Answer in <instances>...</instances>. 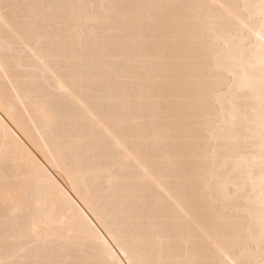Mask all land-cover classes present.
<instances>
[{"label":"bare ground","instance_id":"1","mask_svg":"<svg viewBox=\"0 0 264 264\" xmlns=\"http://www.w3.org/2000/svg\"><path fill=\"white\" fill-rule=\"evenodd\" d=\"M262 2L0 0V261L257 264Z\"/></svg>","mask_w":264,"mask_h":264},{"label":"snow or ice","instance_id":"2","mask_svg":"<svg viewBox=\"0 0 264 264\" xmlns=\"http://www.w3.org/2000/svg\"><path fill=\"white\" fill-rule=\"evenodd\" d=\"M247 7V6H246ZM260 12H259V31L256 32L254 27H249L248 30L250 32H255V35L257 36L258 40L261 42V51L264 52V2L261 3ZM245 27H248V25H245ZM261 68L264 69V59L261 60ZM247 77L243 78L240 82V88L239 91L243 92L247 89L246 84ZM262 86H264V79L261 81ZM260 126H261V139L264 141V95L261 96V114H260ZM262 151H264V143L261 145ZM240 188L237 186V191H239ZM37 240L39 238L37 237ZM107 243V242H105ZM260 245H261V259L257 264H264V222L261 223V235H260ZM121 252L124 254L125 257L128 256V252L121 246ZM0 264H3L2 261H0ZM25 264H57L55 261H35V262H25ZM123 264V262H121ZM127 264H148L147 261H137L134 262L131 259L127 260ZM233 264H237V262H233ZM243 264H253L252 261L243 262Z\"/></svg>","mask_w":264,"mask_h":264}]
</instances>
